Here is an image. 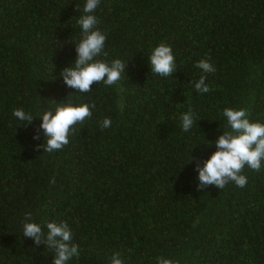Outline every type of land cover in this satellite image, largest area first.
Returning <instances> with one entry per match:
<instances>
[{"label":"trees","instance_id":"1","mask_svg":"<svg viewBox=\"0 0 264 264\" xmlns=\"http://www.w3.org/2000/svg\"><path fill=\"white\" fill-rule=\"evenodd\" d=\"M85 3L0 0V264H53L54 250L23 236L27 212L45 233L48 222L69 225L80 255L68 264H111L116 252L124 264H264V167L243 169L244 188L203 191L195 171L230 131L225 108L264 123V0H100L108 56L96 59L122 60L126 78L80 93L60 73L75 63ZM161 43L176 60L169 77L148 61ZM201 59L216 68L203 95ZM62 102L96 107L48 153L43 130L33 137ZM189 107L199 120L184 132ZM17 108L35 118L27 127Z\"/></svg>","mask_w":264,"mask_h":264},{"label":"clouds","instance_id":"2","mask_svg":"<svg viewBox=\"0 0 264 264\" xmlns=\"http://www.w3.org/2000/svg\"><path fill=\"white\" fill-rule=\"evenodd\" d=\"M99 4L100 0H86L84 14L77 21L81 28V39L75 43V63L60 73L64 84L75 92L88 93L93 84L100 82L119 88L121 80L126 78L127 64L122 60L114 59L109 62L107 59H96L99 56H108L105 51L107 36L97 27L100 21L94 15ZM148 61L152 74L169 77L177 72L172 48L164 43L152 50ZM195 66L203 74L194 82V89L201 95L207 94L212 89L206 83L205 74L214 73L216 68L209 59H201ZM95 107L94 103H56L54 111H46L40 117L42 123L33 139L40 138L39 132L42 129L46 138L42 145L43 150L48 153L62 150L68 145L69 137L77 133V125H82L86 119L91 118L92 109ZM222 115L226 118L230 131L223 132L214 141L216 151L208 159L195 160V171L198 172L199 180L197 191H203L209 186L223 189L229 183L244 188L247 177L242 175L243 169L247 166L254 171H260L264 167V123L251 122L248 110L243 108H225ZM13 116L25 127L35 119L22 108L14 109ZM180 119L182 130L188 132L199 117L189 107L187 112L181 114ZM111 123L110 118H105L100 126L106 129ZM192 160L193 158L191 162ZM54 182L53 179L52 183ZM46 228L47 233L40 224L32 222L30 212L25 213L23 236L32 239L37 246L44 244L46 248L54 250L53 264H68L73 257L79 258V245L72 243L73 233L66 222H48ZM111 264H124L119 252L113 253ZM156 264H178V261L158 256Z\"/></svg>","mask_w":264,"mask_h":264}]
</instances>
